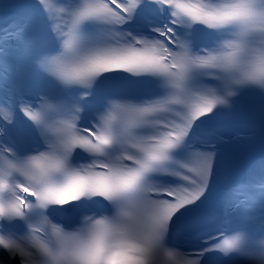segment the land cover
<instances>
[{"label": "snow or ice", "instance_id": "snow-or-ice-1", "mask_svg": "<svg viewBox=\"0 0 264 264\" xmlns=\"http://www.w3.org/2000/svg\"><path fill=\"white\" fill-rule=\"evenodd\" d=\"M9 7L0 264H99L116 245L144 264H264V0ZM237 140L256 158L234 179Z\"/></svg>", "mask_w": 264, "mask_h": 264}, {"label": "clouds", "instance_id": "clouds-1", "mask_svg": "<svg viewBox=\"0 0 264 264\" xmlns=\"http://www.w3.org/2000/svg\"><path fill=\"white\" fill-rule=\"evenodd\" d=\"M99 264H144L143 257L129 246L116 245L102 254Z\"/></svg>", "mask_w": 264, "mask_h": 264}]
</instances>
